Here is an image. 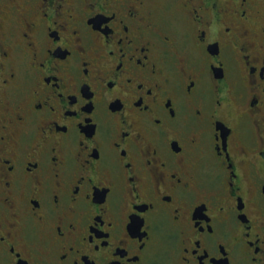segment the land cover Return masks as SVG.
Wrapping results in <instances>:
<instances>
[{"label": "flooded vegetation", "instance_id": "flooded-vegetation-1", "mask_svg": "<svg viewBox=\"0 0 264 264\" xmlns=\"http://www.w3.org/2000/svg\"><path fill=\"white\" fill-rule=\"evenodd\" d=\"M262 67L264 0H0V264H264Z\"/></svg>", "mask_w": 264, "mask_h": 264}, {"label": "snow or ice", "instance_id": "snow-or-ice-1", "mask_svg": "<svg viewBox=\"0 0 264 264\" xmlns=\"http://www.w3.org/2000/svg\"><path fill=\"white\" fill-rule=\"evenodd\" d=\"M163 39H165V40H167L168 39V37H167V35L165 34L163 37H162ZM262 68H264V67H262ZM255 72V71H254ZM260 75H261V77H262V74L260 73ZM129 83H131V81L129 80L128 81ZM0 83H7V81L6 80H4V81H0ZM113 87V86H112ZM150 90V89H149ZM149 90H148V92H149ZM150 94H151V90H150ZM149 94V95H150ZM217 103H219V101H217ZM170 107H171V104H170ZM172 109V108H171ZM74 113V112H73ZM175 111H174V115H171L172 117H175ZM197 115H199V114H197ZM159 121V120H158ZM160 123V121L158 122V123H156V124H159ZM161 134H163V133H161ZM220 136H221V133H220ZM228 136V135H227ZM85 138H89V137H87V136H85V137H82L81 138V140L79 141V143L82 145V146H84V139ZM0 139H3V137H0ZM196 142V140H195V137H193V143H195ZM218 149V148H217ZM93 150V149H92ZM92 150H91V152H92ZM219 151H220V148H219ZM223 151H225V152H227L228 151V141H227V139L226 140H224L223 141ZM218 152V151H217ZM261 153H264V151H261V152H259L258 153V155H260L261 157H264V156H262L261 155ZM93 159H99V156H98V158H93ZM262 162H264V161H262ZM82 163H87V161L85 160V161H83ZM229 170L231 171V167L229 168ZM153 172H154V174L156 175V178H157V180H159V179H161V176H160V174L159 173H157L156 172V170L155 169H153ZM262 186H264V185H262ZM197 206H194L193 207V211H194V209L196 208ZM3 240V233H0V241H2ZM142 247H143V245H142Z\"/></svg>", "mask_w": 264, "mask_h": 264}]
</instances>
